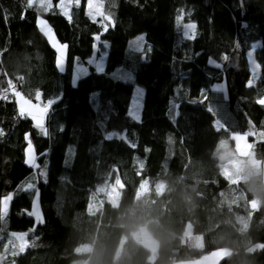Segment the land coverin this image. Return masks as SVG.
I'll return each mask as SVG.
<instances>
[{
  "label": "trees",
  "instance_id": "trees-1",
  "mask_svg": "<svg viewBox=\"0 0 264 264\" xmlns=\"http://www.w3.org/2000/svg\"><path fill=\"white\" fill-rule=\"evenodd\" d=\"M53 2L44 11L0 0V198L16 191L0 220V264H168L225 246L234 253L222 264H264V0H104L115 23L105 31L86 15L87 0L71 22ZM179 15L196 24L194 38ZM40 19L67 45L64 71ZM101 33L107 61L97 72L86 61ZM141 33L143 45H134ZM251 50L259 70L246 86ZM75 58L89 67L76 84ZM10 80L32 100L55 99L47 135L20 116L17 90L2 97ZM138 82L139 122L128 115ZM234 132L248 134L260 164L237 183L222 165L235 152ZM28 134L47 179L18 191L35 170ZM37 191L42 222L27 214ZM142 226L155 253L135 236ZM16 232L28 234L24 251Z\"/></svg>",
  "mask_w": 264,
  "mask_h": 264
},
{
  "label": "snow or ice",
  "instance_id": "snow-or-ice-1",
  "mask_svg": "<svg viewBox=\"0 0 264 264\" xmlns=\"http://www.w3.org/2000/svg\"><path fill=\"white\" fill-rule=\"evenodd\" d=\"M81 4V0H60V3L57 5V7L60 9L61 13L69 19V22H71V9L73 7L79 8ZM34 6L33 0H27V7L32 8ZM39 7L44 10V11H49L52 8V0H39ZM104 6L102 3H94L93 0H87V9H86V15L91 17L93 20H96L99 18V23L101 28L105 31V29H109L110 27L115 26L114 20H113V14L111 12L105 13L103 10ZM182 12V10H181ZM23 18V17H22ZM183 16L179 15L176 17V23L178 27H183L186 29L184 31L183 35L189 39L194 38L195 35V29H196V24L195 23H187L183 24L182 23ZM38 25L40 28V31L44 33L45 36L48 37L49 41L52 43V46L56 48V51L58 53V57L60 58V62L57 63V67L60 69V71L64 70V56H65V49L67 48V45H59L57 46V43L53 40V37L51 35V29L47 25L46 21L43 19H40L38 21ZM101 34H97L93 36L94 39V47H93V56L86 61L88 65H94L95 70L97 72H102L104 71V61L106 57V51H101L100 50V45L103 44L104 48L106 49L108 47L107 42L101 41L98 39ZM236 47H239V44L236 45ZM255 47V45H253ZM96 53H99V57H97ZM249 56L252 55L251 52L248 53ZM76 60H79V58H75ZM222 60H227V56L221 57ZM210 64H214L217 68L222 67L221 64H218L216 60L214 59H209ZM77 71L80 72L81 74H88V68L79 65L77 66ZM252 81L248 82V85L246 86H251ZM226 87L225 84H216L213 86V91L224 89ZM202 95L207 97V93L203 92ZM38 101L40 98L35 97ZM192 103H203V100H192ZM30 102L27 100H20L19 102V107H20V116H30L32 120L35 121V127L40 130V132L44 135H47V129L45 128L44 124L41 122V116H47L48 112L51 110V107L54 103H56L55 99H49L47 103L44 105L42 109L39 110V115L37 112L33 111L31 108L25 107V105H28ZM261 105H264V99H261L258 101ZM141 107V105L134 103L133 106L130 108L128 115L135 121L139 122L141 121V115L138 109ZM175 108H178V105H174ZM3 135V132L0 131V136ZM112 134H108L105 138H110ZM127 140V137H121ZM25 139L28 141V149H27V159H26V164L32 168H39L40 166L36 163V157L33 152V147L31 145V139H30V134L26 135ZM130 146L135 147V145L132 144L131 141H128ZM148 149H146L147 151ZM43 155V154H41ZM41 175H46L43 171L40 173ZM36 185L35 183H28L27 188L24 189L25 191L35 189ZM36 201L33 203V211L28 212L27 214L30 216H35L38 221L42 222L40 214L37 209V203H38V192L36 193ZM13 199L12 194L5 195L2 198H0V220H3L4 217L7 215L8 212V207L10 201ZM16 236V239H21L16 234H12Z\"/></svg>",
  "mask_w": 264,
  "mask_h": 264
},
{
  "label": "rangeland",
  "instance_id": "rangeland-1",
  "mask_svg": "<svg viewBox=\"0 0 264 264\" xmlns=\"http://www.w3.org/2000/svg\"><path fill=\"white\" fill-rule=\"evenodd\" d=\"M33 2H35V3H37L39 5V0H33ZM93 2L94 3H102L103 4L104 0H93ZM54 5L55 4H54V2L52 0V7H54ZM185 31H186V29H185ZM51 35L53 37V40L57 43V46L66 45L65 43H60L57 40V38L55 37L52 29H51ZM143 37H144L143 33L139 34L136 37L137 40L135 41L134 45L142 46L143 45V39H141V38H143ZM257 46H258V44L255 45V48ZM103 51H105V50H103ZM250 52L252 53V55L251 56L248 55V56H249L250 66H251V69H252V80L251 81L254 82L255 78L258 75V70H259L258 66H259V64H258V62L256 61V59L254 57V51L251 50ZM96 55H97V57H99V53H96ZM92 56H93V54H92ZM66 58H67V48L65 49V56H64V70L66 69ZM106 61H107V52H106V57H105V61H104V69H105V66H106ZM59 62H60V58L58 57V53H57V63H59ZM78 64L88 68V73H89L88 65L86 63L82 62L81 60H76L74 74H73V83L74 84H76L81 77L85 76V74H81L80 72L77 71ZM144 64H146V62ZM143 68L144 67L142 66L141 69L143 70ZM143 94H144V87H143V85L141 83L138 82L136 87H135L134 93H133L132 106H133L134 103H137V104L141 105V107H142ZM38 98H40L39 101L38 100H32V99L28 98L24 93H22L21 91H18V90L15 93V100H16L17 107H18L19 111H20L19 102L22 99V100H27V101L30 102L28 105H25L26 109L27 108H31L33 111L37 112V114L39 115V110L44 107V105L47 103L48 100H43L40 95L38 96ZM141 107L138 109L139 112L141 110ZM48 114H49V112H48ZM47 117H48V115L40 117L41 118V122L44 124L45 127H46ZM34 123H35V121H34ZM232 137L236 141L235 152L233 154L227 156L225 162H223L222 165H223V169H224V172H225L226 176L229 177L230 179H234V181L237 183V182H241V181L247 180L249 175L251 174V172L254 171V170L256 171L259 168L260 164L258 163V160L256 159V157L254 155L252 143L249 140L248 134L241 133V132H234L232 134ZM31 145L33 147V152H34V155L36 157V163L40 167L39 168H35V170L27 177V179H25V181L20 183V185L18 186V191H20L21 189H26L28 183H35V185L37 186V184H38V182L40 180H46L47 179V166H44L37 159V155L35 153V149H34V145H33L32 140H31ZM28 146H29V144L27 145V148H26V159L28 158L27 157ZM42 171L44 173H46V175H41L40 173ZM148 186H149V182L147 180H145L142 183V185H141L139 193L140 194H144L147 191ZM9 194H12V196L14 197V195L16 194V191L14 190V191L10 192ZM36 199H37V197L35 196L34 201H36ZM9 206H10V203H9ZM8 209H9V207H8ZM37 209H38V212L40 214L41 220H43V213H42V210H41V208L39 206V194H38ZM31 211H33V209ZM18 236L21 237L20 241L23 244H26L27 242H29L27 233L24 234V235L23 234L22 235L18 234ZM135 236L143 244L148 246L152 250L153 253H155V251L157 250V247H158V242L150 234V232L147 230L146 227H144V226L139 227L135 231ZM81 249L82 250H89L90 246H84Z\"/></svg>",
  "mask_w": 264,
  "mask_h": 264
},
{
  "label": "water",
  "instance_id": "water-1",
  "mask_svg": "<svg viewBox=\"0 0 264 264\" xmlns=\"http://www.w3.org/2000/svg\"><path fill=\"white\" fill-rule=\"evenodd\" d=\"M121 184V181H120ZM233 249L229 247H219L211 250L202 256L189 260H178L168 264H222L233 255Z\"/></svg>",
  "mask_w": 264,
  "mask_h": 264
},
{
  "label": "built area",
  "instance_id": "built-area-1",
  "mask_svg": "<svg viewBox=\"0 0 264 264\" xmlns=\"http://www.w3.org/2000/svg\"><path fill=\"white\" fill-rule=\"evenodd\" d=\"M17 87H18L17 83L14 80H10V88L5 90L2 93V97L5 99H9L11 97L12 93L17 90Z\"/></svg>",
  "mask_w": 264,
  "mask_h": 264
},
{
  "label": "crops",
  "instance_id": "crops-1",
  "mask_svg": "<svg viewBox=\"0 0 264 264\" xmlns=\"http://www.w3.org/2000/svg\"><path fill=\"white\" fill-rule=\"evenodd\" d=\"M14 234H16V235H24V234H26L25 232H16V233H14ZM28 235V234H27ZM16 237V236H15ZM18 240V244H19V247H20V249H21V251H24L25 249H26V247L28 246V243L29 242H27L26 244H23L21 241H20V239H17Z\"/></svg>",
  "mask_w": 264,
  "mask_h": 264
}]
</instances>
